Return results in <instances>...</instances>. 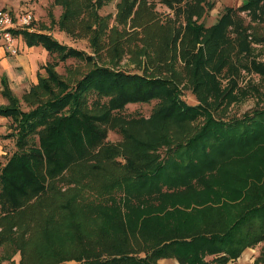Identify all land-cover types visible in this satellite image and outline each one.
<instances>
[{"label": "trees", "instance_id": "16d2710c", "mask_svg": "<svg viewBox=\"0 0 264 264\" xmlns=\"http://www.w3.org/2000/svg\"><path fill=\"white\" fill-rule=\"evenodd\" d=\"M108 1L54 0L65 32L81 15L92 17L95 27L78 28L96 54L111 60L131 39L98 15ZM159 2L180 18L177 27L159 25L146 0H120L115 22L135 29L147 61L189 67L196 105L182 99L181 75L173 71L130 74L98 66L48 34L13 31L28 48L92 66L68 85L57 62L47 63L20 99L1 78L7 103L0 118L12 126L0 140L14 139L15 151L0 165V246L26 254L19 264H227L264 242V108L227 120L213 114L226 99L214 84L225 67L249 62L264 73L247 58V40L264 41L248 33L239 15L264 24V0L226 8L208 28L199 23L212 8L206 0ZM206 83L211 88L199 94ZM151 101L157 103L148 119L121 114L128 104ZM108 128L122 141L106 142ZM161 148L162 157L155 153ZM263 261L264 246L255 264Z\"/></svg>", "mask_w": 264, "mask_h": 264}, {"label": "rangeland", "instance_id": "374dc122", "mask_svg": "<svg viewBox=\"0 0 264 264\" xmlns=\"http://www.w3.org/2000/svg\"><path fill=\"white\" fill-rule=\"evenodd\" d=\"M146 1L148 5H151L152 15H154V18L160 23L159 25L163 24V26L177 27L181 22L180 18L177 19L173 11L161 4L159 0ZM244 1L246 0H206L209 5H212V8L206 11L199 23H202L205 28H208L216 23L226 8L237 9ZM119 2L120 0H110L97 10L100 17H106L105 19L110 17V29L117 28L123 33V36L128 34L131 39L124 45L126 49L125 53L120 58H112L111 60L109 59L111 57L109 54L107 55L106 52L101 51L96 54L90 46L88 36L83 30L78 28L80 26L83 28L84 25H87L85 27H95L93 19L90 16L81 15V21L72 23L70 25L72 30L68 33L61 30L59 26L58 21L62 14V7L59 4H56L54 0H0V8L9 10L15 15H21L23 13L31 14L33 22L29 27L25 28V30L48 34L53 39L67 47L80 50L81 52L83 51V53L93 57V63L98 66L109 67L130 74H142L144 72V74L148 76L171 77L173 73L175 75H181L179 76L181 80V83L179 84L182 91L181 97L187 104L196 105L198 103V96L193 91V84L190 82L191 79L188 75L189 67L185 66L181 60H178L176 66H173L172 68L169 64L168 66L163 65V67L160 68L157 66V63H155L156 60L154 62L147 61L143 55L146 46L143 45L141 41L134 39L136 34H132L135 29L130 28L129 25L121 27L115 22L114 18L117 15L116 6ZM141 14H143V12H141L140 15ZM239 15L243 19L244 25L250 27L248 33L252 32L254 36L261 41H264V24L261 25L251 22L249 16L245 13H239ZM143 23H145V21H143ZM155 24H157L156 21ZM108 34L111 36L112 33H109L108 31ZM247 41L252 48V54L247 58H252V60L259 63L264 69V45L254 44L250 39ZM15 45L18 54L16 56H11L4 53V55L0 57V60L3 58L14 59L18 57L22 62L20 65L13 63L14 66H12L11 69L9 68V72L12 71L13 75L12 81L18 77V85L16 82H11L12 87L17 88L21 83L23 84V86H21L22 88L20 87L21 90L16 92L19 99L31 85L37 83V74L44 76L43 66L47 63L57 62L55 69L60 78L68 85H72L74 81L80 79L92 68L90 64L75 58H68L67 60L61 58L62 60H59V57L56 55H49L41 47L26 49L21 36L15 40ZM245 65L247 67L236 63L233 69L225 67L217 76L214 84H218L220 91L219 96L225 95L226 99L223 102H220L219 107L214 111L213 114L216 117L225 120L241 118L245 113L264 108V73L261 72V74H258L253 71L254 68L251 69L249 67V62H246ZM1 71L0 68V72ZM210 88L211 84L206 83L203 89L199 86L198 93H207L204 89L209 90ZM156 103V101H151L150 103L143 104H128L125 106L121 114L129 119H148L155 109ZM4 104H6V100L0 96V105ZM20 106L24 111L29 110L22 101ZM191 125H195V123ZM11 126L12 122L10 119L0 118V135L10 133ZM105 141L110 144H117L122 141V137L116 130L108 128ZM14 151V139L0 140V165H3ZM155 153L157 156L160 155L162 157L165 153V149L161 148ZM83 198L86 200L91 199L88 194H83ZM21 256L25 258L26 254H21L13 244H3L0 246V259H5L2 262L3 264H19ZM9 257H12L11 260H8ZM68 264H73V262Z\"/></svg>", "mask_w": 264, "mask_h": 264}, {"label": "crops", "instance_id": "0c3cea01", "mask_svg": "<svg viewBox=\"0 0 264 264\" xmlns=\"http://www.w3.org/2000/svg\"><path fill=\"white\" fill-rule=\"evenodd\" d=\"M18 37H20V36H17V38ZM24 46L26 47V45H25V43H24ZM26 49H31V48H28V47H26ZM3 53V54H2ZM4 53H6L5 51H3V49L2 48H0V57L1 56H3L4 55ZM13 63H16V64H18V65H20V64H22V62H21V60H19V58L18 57H16V58H3V59H1L0 60V68H1V72H0V81H1V78L2 77H5L6 78V81H7V84H8V87H9V89L11 90V92H12V94L15 96V97H17L18 98V95L16 94V92L18 91L19 92V90H21L20 89V87L21 86H23V84L21 83L20 85H19V87H17V88H13L12 87V84H11V82H16V84H17V78L18 77H16L15 79H14V81H12L13 80V75H12V71L11 72H9V68L11 69V67L12 66H14L13 65ZM37 76V75H36ZM33 82V81H32ZM18 85V84H17ZM35 85V84H34ZM0 86H1V89H0V93H1V91H2V85H1V82H0ZM32 86V85H31ZM30 86V87H31ZM29 87V88H30ZM22 88V87H21ZM16 90V91H14V90ZM29 90V89H28ZM27 90V91H28ZM26 91V92H27ZM22 92H23V90H22ZM25 93V92H24ZM23 93V94H24ZM22 94V95H23ZM21 95V96H22ZM0 96H1V94H0ZM2 97V96H1ZM3 98V97H2ZM5 99V98H4ZM19 99V98H18ZM6 100V99H5ZM6 103H7V101H6ZM5 105V104H4ZM264 246V242L263 243H260L259 245H257L256 247H254V248H247V249H245L243 252H242V254L235 260V261H232V262H229V263H227V264H255V261L258 259V257H259V255H260V253H261V249H262V247ZM157 264H178L175 260H173V259H161V260H159L158 262H157ZM259 264H264V261L263 262H260Z\"/></svg>", "mask_w": 264, "mask_h": 264}, {"label": "built area", "instance_id": "2783aa9c", "mask_svg": "<svg viewBox=\"0 0 264 264\" xmlns=\"http://www.w3.org/2000/svg\"><path fill=\"white\" fill-rule=\"evenodd\" d=\"M32 22L33 17L29 13L15 15L9 10L0 8V48L7 54L16 56L18 54L15 45L17 36L13 34V31L24 30L29 27Z\"/></svg>", "mask_w": 264, "mask_h": 264}]
</instances>
